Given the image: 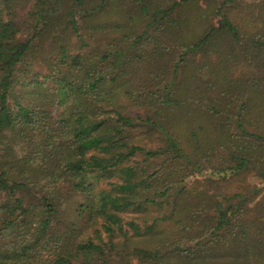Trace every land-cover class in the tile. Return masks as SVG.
Wrapping results in <instances>:
<instances>
[{
	"label": "trees",
	"instance_id": "obj_1",
	"mask_svg": "<svg viewBox=\"0 0 264 264\" xmlns=\"http://www.w3.org/2000/svg\"><path fill=\"white\" fill-rule=\"evenodd\" d=\"M0 264H264V0H0Z\"/></svg>",
	"mask_w": 264,
	"mask_h": 264
},
{
	"label": "rangeland",
	"instance_id": "obj_2",
	"mask_svg": "<svg viewBox=\"0 0 264 264\" xmlns=\"http://www.w3.org/2000/svg\"><path fill=\"white\" fill-rule=\"evenodd\" d=\"M248 1H256V0H248ZM255 183H256V181L253 179V178H249V180H248V184L250 185V186H254L255 185ZM241 188H247V187H241Z\"/></svg>",
	"mask_w": 264,
	"mask_h": 264
}]
</instances>
